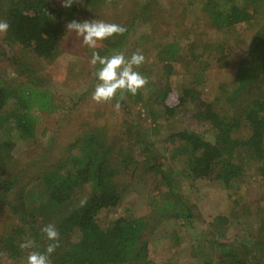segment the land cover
<instances>
[{
    "label": "rangeland",
    "instance_id": "374dc122",
    "mask_svg": "<svg viewBox=\"0 0 264 264\" xmlns=\"http://www.w3.org/2000/svg\"><path fill=\"white\" fill-rule=\"evenodd\" d=\"M51 1L64 10V0ZM205 1L75 0L76 9L64 17L63 36L55 56L49 59L37 56L23 45L10 43L6 33H0V79L6 88L11 94L28 84L45 89L57 105L55 111L31 110L37 118L33 135L19 126L17 105L11 103L2 114L7 118L0 119V138L10 144L4 151L0 170V237L13 234L18 227L27 228L25 220L7 202L17 203L15 197L20 190H24L25 203L36 216L40 239L45 238L42 227L56 226L90 196L91 186L86 184L77 188L65 205L52 209L42 175L70 153L78 152L70 147L76 140L96 133L114 147L116 179L123 186L127 184L121 204L116 209L103 210L100 222L105 227L123 213L143 218L142 239L148 243V257L154 264H218L223 257V244L240 246L253 238L263 219L262 163L254 160L248 147L241 146L232 159L243 166L239 183L230 186L219 179L188 177L183 160L175 155L180 143L171 137L187 129L214 141L215 128L209 121L195 117L196 109L201 101L217 102L228 108L224 99L218 97L223 89L230 91L236 87L238 65L249 52L257 26L264 22L263 0L252 24L213 26L202 8ZM73 20H103L125 26L127 31L91 49L82 44L75 31L68 32L66 25ZM171 42L179 43L183 56L172 69L160 53ZM93 51L102 57L119 52L127 58L141 52L145 62L135 70L148 79L140 89L144 100L136 103L124 94L118 112L114 105L120 93L111 103H95L91 95L100 65L90 63ZM169 70L173 72L168 74ZM197 78L202 81L196 83ZM166 83L178 92L184 86L195 88L199 97L174 116H168L157 98ZM233 109L227 111L237 108ZM123 158L129 161L127 165ZM167 172L177 186L174 194L165 180ZM7 183L12 184V190L4 198ZM169 201L177 202L178 207L165 211L163 205ZM182 210L188 216L176 218L175 212ZM73 238H79V233L75 232ZM27 239L35 242L33 231ZM2 243L0 264H26L30 250H25L29 252L24 257L14 258Z\"/></svg>",
    "mask_w": 264,
    "mask_h": 264
},
{
    "label": "trees",
    "instance_id": "16d2710c",
    "mask_svg": "<svg viewBox=\"0 0 264 264\" xmlns=\"http://www.w3.org/2000/svg\"><path fill=\"white\" fill-rule=\"evenodd\" d=\"M263 0H206L202 8L208 13L211 25L227 28L237 24H252L255 13ZM76 6L63 9L54 6L51 0H0V18L10 25L6 38L10 43H18L32 49L45 59L53 58L63 34L64 17L70 16ZM162 60L169 63L170 69L183 58L177 42L166 44L162 51ZM169 70L168 74L172 73ZM194 76V75H193ZM233 90L225 88L222 96L226 107L217 102H200L195 117L209 121L216 130L214 141L206 140L195 131L184 129L171 135L180 144L175 155L183 160L184 173L188 177H206L219 179L227 185L239 183L243 176V166L234 162L233 155L238 147L249 148L254 160L261 162L264 173V22L258 27L248 54L238 65ZM196 83L201 82L197 78ZM134 102L144 100L142 91L133 96ZM199 92L190 86H184L182 92L172 90L170 83L157 93L164 112L174 116L192 99H198ZM13 101V102H12ZM11 103L20 109L19 126L26 134H32L34 120L31 110L55 111L51 94L45 89L30 84L11 94L4 81L0 79V119ZM237 108L233 112L227 110ZM10 114L17 115V112ZM246 134H238L239 132ZM9 140L0 138V170L3 168L4 151ZM71 148L77 153H70L46 170L42 181L46 188L50 208L65 205L75 194L77 188L90 184V196L86 204L76 207L55 226L60 233V246L51 255V264H154L148 257V243L142 239L145 226L143 218L120 214L107 226L100 222L103 210L116 209L122 202L126 185L116 179L118 170L114 167V147L107 144L104 136L90 133L76 140ZM122 158V152L119 153ZM125 165L129 163L123 158ZM165 180L174 194L172 177L165 173ZM12 190V184L4 186L3 196ZM17 197V198H16ZM17 203L10 204L12 211L22 220L26 227H18L13 234L0 237L3 247L14 258L24 257L29 251L45 252L51 242L40 239L36 230V216L25 203L24 190L17 192ZM85 200V199H84ZM182 200V198H181ZM178 203L172 201L163 205L165 211L175 209ZM188 211V209L186 210ZM188 216L185 210L175 212L176 218ZM29 219V220H28ZM260 228L253 233V238L246 243L235 246L223 244V257L218 264H264V208ZM34 232L35 244L31 249H21L20 244L27 239V234ZM79 238L74 239V233ZM44 240V241H42Z\"/></svg>",
    "mask_w": 264,
    "mask_h": 264
},
{
    "label": "clouds",
    "instance_id": "9594fccd",
    "mask_svg": "<svg viewBox=\"0 0 264 264\" xmlns=\"http://www.w3.org/2000/svg\"><path fill=\"white\" fill-rule=\"evenodd\" d=\"M75 0H64V7H71ZM10 25L7 21H0V33H6ZM68 32L75 31L77 37L82 38V44L91 49H95L98 43L117 35H123L127 29L125 26L109 23L103 20H85L78 22L73 20L67 25ZM145 62V56L141 52H135L130 58L123 53H115L111 56H101L98 52L93 51L90 63L99 64L100 67L96 72L97 84L92 92L91 99L97 104L111 103L120 93L119 99L114 105L118 112L121 108L120 101L124 99L125 93H131L135 96L140 89L148 83L147 77L135 69ZM86 199L80 201L84 206ZM41 232L48 241H51L45 250L41 253L30 251L26 264H51V255L60 246V233L54 224H48L41 228ZM21 249H31L34 247V241L26 239L20 244Z\"/></svg>",
    "mask_w": 264,
    "mask_h": 264
}]
</instances>
